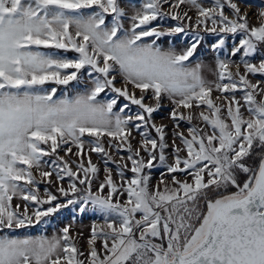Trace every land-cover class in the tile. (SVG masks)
<instances>
[{
	"label": "snow or ice",
	"instance_id": "6c2138e0",
	"mask_svg": "<svg viewBox=\"0 0 264 264\" xmlns=\"http://www.w3.org/2000/svg\"><path fill=\"white\" fill-rule=\"evenodd\" d=\"M248 15L233 0H0V264H264V0ZM201 29L215 53L239 42L210 65ZM165 100L171 145L153 120ZM86 212L99 222L81 251Z\"/></svg>",
	"mask_w": 264,
	"mask_h": 264
},
{
	"label": "rangeland",
	"instance_id": "374dc122",
	"mask_svg": "<svg viewBox=\"0 0 264 264\" xmlns=\"http://www.w3.org/2000/svg\"><path fill=\"white\" fill-rule=\"evenodd\" d=\"M233 2L237 3L240 6L242 13L245 11L248 12V14H249L248 18H249L250 25L258 23V20L256 17V12H257V5L259 3H261V0H247V3L242 2V0H233ZM203 3L206 6H209L211 3V0H203ZM184 10H187V6L182 7L181 11H184ZM225 11H226V14H228L229 10L225 9ZM189 15H191L193 17V20H195L194 10L189 11ZM170 23H171V21H170ZM209 27H211V24H209ZM201 34L204 35V43L202 44L201 48L198 50L197 58L203 59L206 63H208L210 65L213 64L214 58L217 54L220 55L221 58H224L226 55H230V50H231V47L233 46V44L239 42V36H237V37H235V39H233L231 37V35H229V37L227 39L226 49L222 50L219 53H215L210 49V45H211V43H213L215 41L216 37L211 35V34L204 33L203 29H201ZM175 42L177 43V45L180 44L179 39H177ZM230 58L232 60H234L235 62H239L240 55L231 56ZM258 59H259V57L257 56L252 62L258 63ZM241 71H243L242 67H241ZM206 75H208L209 78H211V75L209 73H206ZM252 79H253V82H255V80L262 79V77L260 75H256ZM118 86H119V83H118ZM170 107L171 106L169 105L168 101L165 100L163 102V106L161 107V109L153 114V120L157 124L163 123V124L168 125L167 131H168L169 145H171V141H172L171 132H172V129L174 127L173 123H171L168 119V112L170 111ZM186 127H187L186 122H181L180 130H185ZM134 135L137 136V138H139L138 133H134ZM177 143H178V141H177ZM167 153L168 154L171 153V147H169V149L167 150ZM60 154L63 155L64 153L61 152ZM92 161H93V163H97L101 167L100 178L102 179L103 178V165H102L101 161L99 160V158L95 154L92 155ZM109 167L113 168L114 178L117 179V182H119V178L115 176V165H109ZM162 171H164V169L162 166H159V165L155 169L152 170V177H153L152 183L153 184L156 183V180L159 178V175ZM128 175L130 176L131 173H128ZM64 183L66 186L67 181L65 180ZM40 188H41V193L43 194L44 185H40ZM52 190L54 191V188ZM71 219H72L71 209L64 210V211L58 213L56 217H53L52 224L48 226V233L50 234L51 231L53 230L52 229L53 225H55L57 227H62L64 224L69 223L71 221ZM93 220H97V222H99L98 217L93 215L91 212H86L83 214L78 213L76 216V222L73 225V234H75L77 231H82L84 234V238L81 239L79 242L81 251H84L86 249V238L89 235V227H90ZM36 231H37L36 229L31 230L32 234H35ZM97 247L98 248L100 247L99 242L97 244Z\"/></svg>",
	"mask_w": 264,
	"mask_h": 264
}]
</instances>
